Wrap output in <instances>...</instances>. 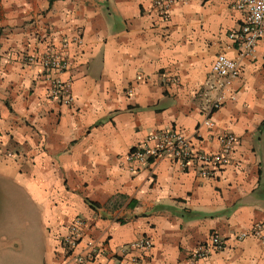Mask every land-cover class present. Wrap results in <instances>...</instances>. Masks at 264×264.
<instances>
[{
    "label": "crops",
    "instance_id": "crops-1",
    "mask_svg": "<svg viewBox=\"0 0 264 264\" xmlns=\"http://www.w3.org/2000/svg\"><path fill=\"white\" fill-rule=\"evenodd\" d=\"M232 2L177 0L159 21L151 0H0V191L22 207L0 214V264H73L61 239L76 216L86 220L77 251L94 239V264H264V231L236 239L264 228V39L238 58L228 35L244 13ZM47 34L83 38L51 74L72 81L70 105L22 60ZM218 54L238 58L240 75L195 138ZM170 128L200 151H217L223 132L237 142L214 178L167 156L130 170L129 150ZM212 232L224 250L189 261ZM143 236L150 248L130 246Z\"/></svg>",
    "mask_w": 264,
    "mask_h": 264
},
{
    "label": "built area",
    "instance_id": "built-area-1",
    "mask_svg": "<svg viewBox=\"0 0 264 264\" xmlns=\"http://www.w3.org/2000/svg\"><path fill=\"white\" fill-rule=\"evenodd\" d=\"M175 1L177 0H151V10L156 19L167 20L170 8ZM232 5L244 13V20L239 29L228 35L230 39L239 44L238 58L242 59L251 56L258 41L264 39V0H233ZM82 44L81 35L72 38H56L53 34H47L41 47L23 54L22 60L25 63L37 64L42 69L41 75L49 84L48 95L51 100L64 105H70L73 102L72 81L70 79L61 80L51 74L66 71L70 65L69 48L82 46ZM238 58L232 59L225 54H218L211 62L210 73L200 95L199 112L202 121L195 128V138L200 137L199 130L202 126H212L213 113L222 107L228 97V87L233 80L239 77ZM217 140L219 149L215 152H205L195 149L191 140L177 128L151 133L144 145L135 146L129 150L127 159L133 164L130 170L136 171L156 157L167 156L177 162L182 169L195 165L201 177L214 178L229 162L237 138L231 132H223L218 134ZM148 142H153V144L149 146ZM85 227L86 220L81 216H76L69 225L67 234L61 239V246L73 264H94L100 253V248L94 239L85 240L83 249L77 251V247L84 240ZM263 231V226L256 224L249 230L240 231L236 239L260 238ZM130 246L148 249L152 246V240L143 236L132 242ZM225 247L224 237L217 232H212L206 241L200 242L190 252L188 260L194 262L198 259H206L224 250Z\"/></svg>",
    "mask_w": 264,
    "mask_h": 264
},
{
    "label": "rangeland",
    "instance_id": "rangeland-1",
    "mask_svg": "<svg viewBox=\"0 0 264 264\" xmlns=\"http://www.w3.org/2000/svg\"><path fill=\"white\" fill-rule=\"evenodd\" d=\"M9 198V197H8ZM10 199H7L5 196H3V193L0 191V214L3 213V211L9 208L10 213H14V214H21V204L19 202H9ZM5 214V212H4ZM4 228H6L5 224L3 227V224L1 226V231L5 230Z\"/></svg>",
    "mask_w": 264,
    "mask_h": 264
},
{
    "label": "trees",
    "instance_id": "trees-1",
    "mask_svg": "<svg viewBox=\"0 0 264 264\" xmlns=\"http://www.w3.org/2000/svg\"><path fill=\"white\" fill-rule=\"evenodd\" d=\"M90 206H91V207H94V204H93V203H90Z\"/></svg>",
    "mask_w": 264,
    "mask_h": 264
}]
</instances>
